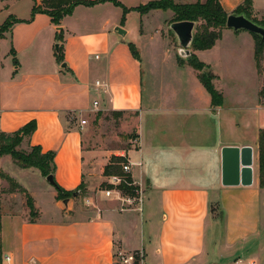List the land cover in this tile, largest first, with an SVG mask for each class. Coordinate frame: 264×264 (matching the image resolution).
Instances as JSON below:
<instances>
[{
    "label": "crops",
    "instance_id": "obj_1",
    "mask_svg": "<svg viewBox=\"0 0 264 264\" xmlns=\"http://www.w3.org/2000/svg\"><path fill=\"white\" fill-rule=\"evenodd\" d=\"M119 1L130 9L140 6L136 0ZM219 1L231 15L248 0ZM250 1L247 9L264 13V0ZM34 5V0H0V25L11 16L21 21L0 40V135L35 120L37 130L24 144L55 151L58 185L70 192L82 186L79 193L98 211L70 220L53 186L59 217L45 219L34 199L38 217L8 214L7 234L3 221L1 264H114L117 250H143L145 264H241L245 255L250 264H264L259 172L264 96L254 34L226 27L212 49L191 48L215 76L221 105H213L200 72L178 59H173L178 81L172 92L165 93L149 70L146 98L142 63L129 43L146 35L142 30L138 36L130 19L147 17L133 11L123 24L122 9L106 2L76 7L57 27L47 14L32 17ZM57 43L63 44V62L56 58ZM97 111L136 115L135 145L115 154L130 162L140 202L121 204L117 195L104 198L98 189L113 151L86 145L87 124L80 125L84 113ZM225 147L252 149L251 185L223 184ZM20 170L29 178L40 174Z\"/></svg>",
    "mask_w": 264,
    "mask_h": 264
},
{
    "label": "rangeland",
    "instance_id": "obj_2",
    "mask_svg": "<svg viewBox=\"0 0 264 264\" xmlns=\"http://www.w3.org/2000/svg\"><path fill=\"white\" fill-rule=\"evenodd\" d=\"M162 1L165 0H151L150 2L159 3ZM194 1L195 0H173L176 4H188ZM147 2V0L135 1L136 4L140 5H146L145 3ZM246 12L249 14V17L253 22L264 27V13L254 14L249 9H247ZM172 14V11L155 10L148 13L146 12L143 17L147 18L143 21H141L138 16L135 19L134 17L130 19V25L132 24L134 29L137 26L138 36H140L142 30L146 32L145 36H142L140 40L135 42L144 71L143 80L146 98L148 96V88H150L149 83L151 81V74L149 70L152 71L155 82H157L160 86L162 85L165 93H167V89L169 91L170 87L172 85L174 86L178 81V77L174 72H172V68H174L173 66L175 65L173 59L179 60L180 58L178 54V50L180 48L179 42L176 35L170 28L171 22L173 21ZM197 26L198 24L196 25L194 32H196ZM258 69L264 85V54L259 63ZM200 72L210 77L213 76L211 71L207 68H204ZM170 92H172V88ZM184 92L185 90L183 91L182 96L185 95ZM147 100H145V103H147ZM83 117L88 120L86 130L84 131V140L86 145L97 147L98 149H109L113 151L114 154L112 153L111 158L114 156L121 157L116 155L115 152L125 150L135 145L136 115L134 113L97 111L93 115L84 113ZM78 118H80V114H78ZM20 149L25 150L28 149V147L26 144H23ZM0 170L11 175L12 178H15L20 185L28 190L33 200L35 199L36 201L35 205L39 208L45 219L59 217L58 215H60V210L57 208L56 202L52 198V192L54 189L52 188L53 186L47 182L46 178H41V175L38 172L36 173L37 175L35 174L36 177H27L26 174L22 173V171L13 163L10 156L5 157L0 161ZM108 181L109 177L106 176L103 182L99 185L98 189L104 191L107 188H113ZM132 183H134V181L131 182V185L128 184L127 186H135ZM8 190V182L0 178V215L1 224L4 221L3 224L5 225L6 234L12 225L11 223L8 224V214L13 212H24V215H26V217H30V219L38 217L37 209H35L36 214L31 215L30 209L26 204V196L24 194H16V196H12L8 193ZM134 194L136 195V191ZM127 196L132 195H128L123 192V197ZM85 197V194L79 193L77 197L71 199L72 203L68 208V210H70V220L85 219V216L87 215L90 217V213H92V211H98L96 204L89 201ZM114 197H116V195H113L110 198ZM104 198L108 197L104 195ZM122 203L123 202H121V204ZM125 207L126 205L122 206V208ZM80 213H82L83 217L77 216V214ZM246 257L247 255L242 256L241 260L243 262L241 264H250V261L248 262Z\"/></svg>",
    "mask_w": 264,
    "mask_h": 264
},
{
    "label": "trees",
    "instance_id": "obj_3",
    "mask_svg": "<svg viewBox=\"0 0 264 264\" xmlns=\"http://www.w3.org/2000/svg\"><path fill=\"white\" fill-rule=\"evenodd\" d=\"M35 5L32 10V17L38 13L47 14L54 25L60 27L64 18L71 16L76 7L82 5L86 7H93L97 4L110 2L114 6L119 7L123 11L122 23H125L126 16L131 12H137L143 16L146 12L150 11H172L173 21L171 22H182L192 21L198 24L196 32H194L193 42L191 48L194 51H205L212 49L216 42L222 36V30L226 28V22L228 14L224 11L219 0H197L191 4H176L173 0H165L159 3L150 2L146 5H140L136 8H127L119 0H34ZM251 1L246 2V6H240L236 9L233 14H244L250 19L249 14L246 12L247 4ZM251 20V19H250ZM21 22L17 18L11 16L8 20L0 25V40L4 37V34L10 32L16 23ZM61 29V28H60ZM63 31L61 29L58 34V40L62 41ZM255 60L259 68V63L264 54V40L259 36L255 35ZM59 51H56V58L59 62L64 61V48L63 44H59ZM130 51L134 58L140 61V55L136 48V45L129 43ZM180 63H188L195 70L201 71L206 68V65L202 63L195 54H191L187 60L179 58ZM15 64L17 60L15 59ZM213 75V74H212ZM212 77L205 75L200 72L199 79L207 92L212 98L213 105H221L222 94L215 89ZM261 96H264V85L260 92ZM37 130V123L35 120L27 123L19 130L13 133H2L0 135V158L10 156L13 163L20 169H36L40 174L46 178L49 175H54L56 170L55 158L56 154L53 151L44 152L40 146H29L28 149L21 150V146L24 144L26 139L32 137L34 132ZM127 162L124 158L114 156L111 158L110 164L105 167L104 174L106 176L119 175L123 176L128 182H133L131 174H125L123 172L122 163ZM259 172H260V186L264 188V129L260 130L259 133ZM0 178L4 179L9 184L8 193L10 194H24L26 196V204L30 209L31 215H35L34 201L28 191L20 185L14 178L8 173L0 170ZM55 189L58 192V201L66 198H73L75 192H79L82 189L80 186L76 191H66L55 180ZM120 188L128 195L135 196V191L138 190L136 186H127L123 183ZM2 224L0 215V264L2 263Z\"/></svg>",
    "mask_w": 264,
    "mask_h": 264
},
{
    "label": "water",
    "instance_id": "obj_4",
    "mask_svg": "<svg viewBox=\"0 0 264 264\" xmlns=\"http://www.w3.org/2000/svg\"><path fill=\"white\" fill-rule=\"evenodd\" d=\"M197 23L192 21L174 22L170 28L174 32L179 42L178 54L183 60H187L191 52V46L194 37V31ZM226 27L234 31H248L259 35L264 40V27L253 22L244 14H231L227 18ZM118 33L122 36L126 32L118 28ZM56 51H59V44L56 45ZM65 68L66 65H63ZM223 163V184L225 186L251 185L252 184V149L251 148H232L225 147L222 150ZM46 180L52 186H55L54 175H49ZM79 192H75L73 197H77ZM72 198L61 200L60 205L68 210Z\"/></svg>",
    "mask_w": 264,
    "mask_h": 264
},
{
    "label": "built area",
    "instance_id": "obj_5",
    "mask_svg": "<svg viewBox=\"0 0 264 264\" xmlns=\"http://www.w3.org/2000/svg\"><path fill=\"white\" fill-rule=\"evenodd\" d=\"M96 85L99 86L100 82H96ZM98 103L95 102L94 106H97ZM87 124V121L85 119H82L80 121V125L83 127ZM123 172L125 174H131V164L130 162H125L121 164ZM109 184L113 187V188H107L105 189L103 192L105 194L106 197L110 198L113 195H117V200H119L120 202L123 203H127L129 205H132L137 201H141L140 198H136L138 195V190H136V195L135 196H127V197H123V191L120 188V186L125 183V184H129L131 185L130 182H128V180H126L123 176H119V175H112L109 177ZM134 184V183H132ZM135 185V184H134ZM6 261L9 262L10 261V257H6ZM114 264H145V253L143 250H138V251H134V252H128V251H124V250H117L114 253ZM251 264H255V263H251Z\"/></svg>",
    "mask_w": 264,
    "mask_h": 264
}]
</instances>
